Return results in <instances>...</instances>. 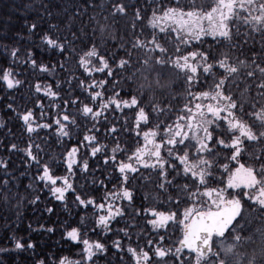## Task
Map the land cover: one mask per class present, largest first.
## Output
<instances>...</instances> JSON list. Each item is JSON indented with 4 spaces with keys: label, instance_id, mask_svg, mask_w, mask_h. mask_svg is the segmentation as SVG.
Masks as SVG:
<instances>
[{
    "label": "snow or ice",
    "instance_id": "obj_1",
    "mask_svg": "<svg viewBox=\"0 0 264 264\" xmlns=\"http://www.w3.org/2000/svg\"><path fill=\"white\" fill-rule=\"evenodd\" d=\"M150 3L156 7L147 23L142 9L134 12L135 38L126 42L128 47L120 45L126 58H119L117 63L118 54H111L115 73L95 44L79 55L78 67L83 69L86 79L91 78L87 85L80 79L79 87L87 92L85 100L98 107H90L89 103L70 96L64 101L63 109L67 111L70 105L80 104L82 108L62 116L58 113L52 124L37 123L38 119H46L42 103L38 104L39 117L30 109L17 112L29 136L55 126L58 139H71L69 127L79 128L77 116L85 121L90 119L93 127L82 139H77L76 145L66 148L61 159L43 161L39 156L40 144L31 142L23 151L26 159L37 166L40 174L36 179L56 201L67 206V196L71 194L78 206L93 210L94 232L99 229L105 238L110 232L122 233L128 239L126 248L121 239L111 243L120 264H170L169 258L171 264H227L228 257L234 254L228 236L239 243L236 227L246 219L244 201L250 202L249 208L264 213V0H150ZM127 7L134 6L116 5L113 14L126 15ZM136 25L141 29L138 33ZM36 28L37 24L33 23L29 31ZM256 34L261 37L260 50L249 56L245 44ZM42 41L61 56L68 50L66 43L48 34L43 35ZM19 53V48L6 50L12 65L0 68V82L9 90L23 83L16 78L19 73L13 67L30 61L33 69L37 68L32 52L26 54L25 61L18 59ZM60 66L63 68V63ZM38 67L41 72L49 71L43 63ZM94 73H103L107 78L97 80L92 78ZM117 74L119 79H115ZM35 91H44L50 98L58 95L50 85L39 83ZM122 93L130 99H123ZM8 108L15 111L12 104ZM108 113L123 117L119 128L115 117L110 120ZM96 124L105 131L101 133V127ZM100 135L114 146L109 149L108 144H101ZM81 148L90 152L81 154ZM16 150H19L17 145L11 144L9 151ZM98 154L103 157L102 172L112 169L105 177L107 184L96 179L91 181V188L75 183L78 172L89 173V161ZM243 155L251 163H242ZM7 169V161L0 160L5 177L0 178V194L5 201L12 183L7 178L12 177ZM61 171L62 174H57ZM137 179L152 187L139 203L136 192L141 188L132 186ZM101 189L103 194L94 197L93 193ZM171 193H175V198ZM39 199L37 195L30 203L35 205ZM188 201L191 206L184 207L179 220L175 211L158 210L165 206L179 209ZM46 211L51 214L53 209L47 207ZM126 216L144 220L157 234L159 230L167 231L170 224L173 228L179 226L182 238L178 246L166 247L165 236L159 235L154 250V241L147 240L150 255L139 239L135 247L131 246L132 232L126 229L113 232V222L118 223ZM85 219L81 217V227H71L65 233L68 240L83 245L80 258L61 257L58 264H98L101 258H107L109 248L105 243L81 239V228L87 227ZM41 229L53 231L44 229L43 225ZM12 240V248L0 247V264H7L5 255L35 248L32 242L25 245L16 237ZM214 243L221 251H213ZM125 254L129 257L127 262ZM49 264L57 262L53 260Z\"/></svg>",
    "mask_w": 264,
    "mask_h": 264
},
{
    "label": "trees",
    "instance_id": "obj_2",
    "mask_svg": "<svg viewBox=\"0 0 264 264\" xmlns=\"http://www.w3.org/2000/svg\"><path fill=\"white\" fill-rule=\"evenodd\" d=\"M119 4L134 7H127L126 15H114V7ZM26 5H31V7H26ZM153 7L156 5H152L150 0H0V68L6 69L12 65L11 57L5 54L6 50L10 51L11 48L20 49L18 57L20 61L27 59L26 54L29 51L33 53V58L37 61V68L35 69L31 66L30 61L13 67V71L19 73L16 78L23 82L18 88L9 90L0 82V121L3 122V126H0V160L7 161V171L12 174V177H7L12 180L7 193L8 200L5 201L3 195L0 194V247L12 248L14 246L12 237L20 239L25 245L28 242L35 244L34 250L14 251L5 255L3 258L7 264H35L39 260H44L45 264L55 260L58 264L61 257L79 259L78 254L83 245L68 240L65 233L71 227H81V217L86 218L85 224L87 225V227L81 228V239L100 240L109 248L107 258H101L98 264H109V261L111 264H120L119 256L111 247V243L115 239H121L126 248L129 246L128 239L122 233L113 235L110 232L105 238L104 233L99 229L94 232L92 230L93 210L78 206L71 194L67 196V206L63 202L56 201L44 188L43 183L36 179L40 174L37 171V166L26 159L23 151L31 142L33 145L40 144L42 151L39 156L43 161H50L54 157L61 159V153L65 152L66 148L76 145L77 139H82L87 130L93 127L92 121L90 119L85 121L77 116L79 128L70 126L71 139L63 138L60 140L55 135V126L51 129L40 130L39 135L29 136L23 122L17 116V112L23 113L26 109H30L34 116L39 117L38 104L42 103L45 108L46 119H38L37 123L52 124L58 113L62 116L67 112L75 113L79 108H82V104L75 107L70 105L65 111L63 103L70 96L72 99L79 98L81 101L89 103L90 107H98V105H93L85 100L87 92L79 87L80 79L85 80V85L91 83V78L86 79L85 75L82 74L83 69L78 67L79 55H82L83 51L90 49L95 44L100 54L105 55L106 59L109 60L115 73L111 54H118L117 63L119 58H126L124 49L120 45L124 44L125 47H128L126 42L135 38L132 35L134 12L136 9H142V15L146 13L145 23H147V19L151 18ZM33 23L37 24V28L30 32L29 28ZM101 27L105 29L103 32ZM140 30V26L136 25L135 31L138 33ZM45 34L68 45V50L63 56L59 55L58 52H53L42 41ZM260 40V35L256 34L253 39L245 44L249 56L252 52H259ZM208 42L212 43L210 38H208ZM72 49L76 50L75 53L72 52ZM41 63L49 68L48 72L39 71L38 66ZM61 63L64 65L63 68L60 66ZM53 65H55L54 68ZM92 78L101 80L107 77L103 73H94ZM115 79H119L118 74ZM57 81H59V87H57ZM37 83L42 86L50 85L58 95L50 98L45 95L44 91L37 93L35 91ZM177 91H179V87ZM108 94L110 92L106 93V96ZM122 98L130 99L123 93ZM9 104H12L15 111L8 108ZM57 105L61 106L60 109H57ZM107 115L110 120L113 116L115 117L114 122L119 128V121L123 117L119 113H108ZM95 126L101 127L99 124ZM104 131L105 128L101 127V133ZM98 139L101 144H108L109 149L114 146L103 135H100ZM13 143L17 145L19 150L10 152L9 148ZM33 152L36 154L35 148ZM86 152H90V149L81 148V154ZM84 158L87 159L88 156L84 155ZM118 159H122V157H118ZM102 162L103 157L100 154L91 159L89 161V173L82 175L78 172L75 183L87 184L91 188V181L96 179L97 182L105 180L107 184L105 177L112 169L109 168L102 172ZM241 162L246 165L251 163L247 155L242 156ZM235 166L234 163L231 165L233 168ZM57 174H62V171ZM0 178H5L2 170H0ZM183 182L180 181V183ZM132 186L141 188L140 191L136 192L137 203L143 200L146 192L152 191L150 185L144 186L142 179L134 181ZM211 186L217 185L212 184ZM108 187L111 188L112 185L109 184ZM102 194L103 189L99 193L94 192L93 196ZM171 194L175 198V193ZM37 195L40 199L33 205L30 201ZM249 203L244 201L246 219L240 222L243 224V228L240 227V224L236 227V234L240 236L239 243L232 241L231 235L228 236V241L233 244L234 254L228 257L227 264H264V213L259 212L258 209L249 208ZM188 206H191V201L181 204L179 209L174 206H165L158 210L175 211L177 220H179L182 218L184 207ZM47 207L53 209L51 214L46 211ZM253 207L256 206L253 205ZM130 224L139 226L131 228L128 227ZM41 225L44 229L52 228L53 231H44L41 229ZM111 227L113 232L116 229H126L132 232L131 246L135 247V242L139 239L140 245L145 246V250H149L150 255H152V251L146 247L147 240L154 241L152 245L154 250L159 235L165 236L164 246L166 247L178 246V240L182 238L179 226L173 228L170 224L167 231L159 230V234H157L152 230L151 225L146 224L144 220H138L131 216H126L118 223L113 222ZM136 233L140 234L139 237ZM213 251H221V249L217 248L214 243ZM184 255H187V250ZM221 259H224L223 254H221ZM128 260L129 257L125 254V261ZM169 260L171 264V258Z\"/></svg>",
    "mask_w": 264,
    "mask_h": 264
}]
</instances>
